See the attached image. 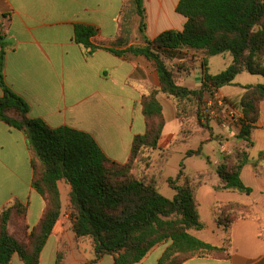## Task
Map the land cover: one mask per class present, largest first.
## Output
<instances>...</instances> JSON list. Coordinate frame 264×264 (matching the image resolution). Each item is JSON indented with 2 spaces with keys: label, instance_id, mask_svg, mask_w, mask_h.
I'll return each mask as SVG.
<instances>
[{
  "label": "trees",
  "instance_id": "trees-1",
  "mask_svg": "<svg viewBox=\"0 0 264 264\" xmlns=\"http://www.w3.org/2000/svg\"><path fill=\"white\" fill-rule=\"evenodd\" d=\"M175 11L185 18L182 29H165L153 39L145 35L143 0H123L119 29L114 46H127L133 38V17H139L142 44L126 50L152 60L158 74L159 87L142 96L141 106L146 129L134 136L129 158L117 162L105 155L95 138L70 126L51 128L44 122L27 116L25 101L3 84L0 95V119L21 130L32 152L34 176L32 187L45 199V210L32 228L26 224L27 207L11 200L0 211V264H10L17 254L25 264H39L44 244L57 223L62 208L58 186L63 181L70 187L68 209L71 229L76 238H90L95 259L112 255V264H135L156 244L169 241L158 264H179L199 251L221 252L223 247L212 245L194 236L201 230L195 190L211 172L193 176L180 165L174 177L166 179L174 190L172 198L160 193L159 169L152 167L151 152L158 143L165 125L159 94L171 98L183 136L194 128L208 127L201 114L206 96L225 85L233 84L241 72L264 77V0H179ZM96 29L77 25L74 40L93 52L90 42ZM107 50L120 54L113 48ZM188 52H201V82L198 88L179 85L175 67L188 72L193 66ZM229 53L232 61L216 74L209 72L207 58ZM4 50L0 55L3 58ZM174 58H186L169 65ZM1 78V76H0ZM238 104L242 111L237 138L244 147L224 155L214 169L219 178L216 190H233L249 195L240 173L249 161L252 146L251 131L264 100V84L244 85ZM201 154V147L187 155ZM257 162H264V151ZM252 213L249 205L239 202H219L214 208L218 227L227 229L238 219ZM58 253L56 264L61 263Z\"/></svg>",
  "mask_w": 264,
  "mask_h": 264
},
{
  "label": "crops",
  "instance_id": "crops-1",
  "mask_svg": "<svg viewBox=\"0 0 264 264\" xmlns=\"http://www.w3.org/2000/svg\"><path fill=\"white\" fill-rule=\"evenodd\" d=\"M146 1H149L148 9ZM178 1L143 0L147 38L153 39L165 29H182L185 18L175 11ZM122 6L123 0H0V51L4 50L2 59L0 55V95L3 94L4 84L25 101L29 118L40 120L51 128L70 126L88 132L107 157L121 163L129 158L134 136L146 129L142 96L150 89L159 87L153 61L126 50L128 46L142 44L139 34H133L127 46L113 45ZM170 9L173 10V22L168 21L166 13ZM163 21L169 23L160 27ZM77 25H89L96 29L90 39L97 46L93 52H88V48L74 40ZM106 48L122 53L116 54ZM188 54L194 66L188 72L175 67L176 82L189 88H198L204 56L201 52ZM214 56L222 57L224 69L232 61L229 53ZM212 57L207 58L208 69L210 73L216 74L223 69L212 70ZM185 60L174 58L168 63L174 65ZM236 77L233 83H236ZM190 82L197 85L188 86ZM244 85H239V91H223L226 85L219 88L216 96L223 101V106L218 107L219 115L208 116L201 112L208 120L209 128L204 131L203 127H197L188 136L182 134L173 100L159 94L165 125L158 149L151 152L152 167L149 171L159 169L162 178L163 167L173 145L194 134L206 135L205 132H208L204 140L211 139L215 134L219 141L214 153L215 161L203 171L185 172L191 176L199 172H211L201 185L216 175L214 169L223 156L245 146V142L236 137L240 128L238 121L242 117L238 101L244 92ZM172 121L177 123L178 132L165 133L167 122ZM251 140L253 144L248 149L249 161L243 166L240 178L248 164L256 177L264 179V162H257L259 152L264 151V100L260 103V114L251 131ZM33 176L32 152L25 134L0 119V211L11 200L22 202L27 207L26 224L29 228L39 222L46 206L43 196L32 187ZM60 182L63 181H59L58 186ZM218 183L216 175L213 185ZM245 184L250 187L248 183ZM258 186L264 194V180ZM59 190L61 194L60 186ZM69 191L68 186L65 206L61 197V214L42 248L39 264H56L58 253L61 254L60 264H112V255L95 259L90 238H76L68 213ZM216 191L231 193L229 191L233 190ZM237 195L215 199L213 224L209 225L214 238L202 236L204 228L193 230L194 234L191 231L199 239L223 247L224 251H199L179 264H264V215L249 195L246 194L245 198L241 193ZM228 201L249 205L252 213L238 219L229 228L222 229L215 223L214 208L219 202ZM168 245L169 241L156 244L135 264H158ZM10 264L25 263L14 254Z\"/></svg>",
  "mask_w": 264,
  "mask_h": 264
},
{
  "label": "rangeland",
  "instance_id": "rangeland-1",
  "mask_svg": "<svg viewBox=\"0 0 264 264\" xmlns=\"http://www.w3.org/2000/svg\"><path fill=\"white\" fill-rule=\"evenodd\" d=\"M147 9L149 6V1H146ZM168 16V21L173 22L175 19L173 17V10H167L166 11ZM154 18V15H153ZM168 21H163L161 25L165 23H169ZM139 17L134 16L133 17V34L141 36V33L139 31ZM164 27V26H163ZM166 27V26H165ZM166 28H170L167 26ZM226 56H229L226 54ZM212 61L214 62L212 64ZM224 62H222V57L220 56H213L211 59V66L213 67V71H220L224 69ZM219 73V72H218ZM236 83L234 81L231 86H227L223 88V91L232 90V91H239L240 87L239 85H244L241 82L244 83H256V84H264V77L261 75H253L247 72L242 73L238 77H236ZM188 86L191 85H197L193 82H190L187 84ZM246 85V84H245ZM209 96H206L204 99L203 104L208 99ZM202 104V105H203ZM201 105V106H202ZM195 129V128H194ZM204 131H207V128ZM215 129V127H214ZM171 131L178 132V125L175 121L167 122L165 127V133H170ZM214 132L217 134V131L214 130ZM206 135H202L201 133H197L186 139L185 141H178L170 150V155L168 156V159L163 167V173L162 178L159 180L158 189L160 193H162L164 196L168 198H172L174 195V190L171 189L166 182V179L168 177H174L179 168L180 165L183 164L185 166V171L188 173H196L197 171H203L207 168H210L213 162L215 161V150L216 147L219 145V141L217 137L214 136L211 139L204 140V136H208V132H205ZM198 147L202 148L201 154H192L187 155V151L190 149H197ZM249 165L247 164L243 169V175L242 179L245 183H248L250 187H252V193L249 195L251 199L256 203L258 209L260 210V213L264 215V194L261 193V188L258 186V184L264 180L261 177H256L251 169L249 170ZM213 181H216V175H214L211 179H209L205 184L199 186L195 190L196 198L199 202L198 207V213L199 218L203 224V230L201 232V235L204 237H207L209 239L214 238V234L212 233V230L210 226L213 224V203L215 199L219 197H237L239 193L238 191H229L231 193H220L216 191L215 185H213ZM242 181V182H243ZM243 182V183H244ZM244 183V184H245ZM246 185V184H245ZM60 189H61V197L63 200V205L66 204V191L68 190V186L65 185L63 182L59 183ZM233 192V193H232ZM241 196L243 198L246 197L245 193H241ZM238 199V198H237ZM64 209V208H63ZM64 210H62L63 212ZM69 213V209H68ZM70 217V216H69ZM210 225V226H209ZM213 228H217L216 226ZM193 234L195 231L192 232Z\"/></svg>",
  "mask_w": 264,
  "mask_h": 264
},
{
  "label": "built area",
  "instance_id": "built-area-1",
  "mask_svg": "<svg viewBox=\"0 0 264 264\" xmlns=\"http://www.w3.org/2000/svg\"><path fill=\"white\" fill-rule=\"evenodd\" d=\"M223 106V101L216 96V91L208 97L205 103L201 107V112L208 116H218V107Z\"/></svg>",
  "mask_w": 264,
  "mask_h": 264
}]
</instances>
